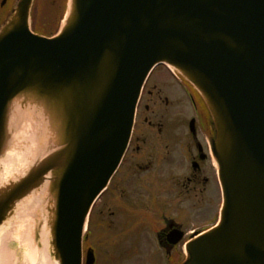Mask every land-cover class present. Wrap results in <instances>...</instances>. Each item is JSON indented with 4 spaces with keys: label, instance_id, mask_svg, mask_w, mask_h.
<instances>
[{
    "label": "water",
    "instance_id": "obj_1",
    "mask_svg": "<svg viewBox=\"0 0 264 264\" xmlns=\"http://www.w3.org/2000/svg\"><path fill=\"white\" fill-rule=\"evenodd\" d=\"M32 3L17 0L0 27V158L23 140L20 118L39 121L36 156L0 184V227L41 192L54 257L81 264L88 213L126 151L146 78L166 63L208 106L224 191L219 224L184 264H264V0H69L52 38L31 31Z\"/></svg>",
    "mask_w": 264,
    "mask_h": 264
},
{
    "label": "flooded vegetation",
    "instance_id": "obj_2",
    "mask_svg": "<svg viewBox=\"0 0 264 264\" xmlns=\"http://www.w3.org/2000/svg\"><path fill=\"white\" fill-rule=\"evenodd\" d=\"M213 138L199 95L158 65L143 89L127 153L96 205L98 264L105 263L108 237L116 249L138 251L149 264L183 262L185 246L219 217Z\"/></svg>",
    "mask_w": 264,
    "mask_h": 264
},
{
    "label": "bare ground",
    "instance_id": "obj_3",
    "mask_svg": "<svg viewBox=\"0 0 264 264\" xmlns=\"http://www.w3.org/2000/svg\"><path fill=\"white\" fill-rule=\"evenodd\" d=\"M37 129V125L30 121V126L17 135L18 139L24 140L25 147L20 146L21 140L18 148L8 150L0 158V182L16 179L25 172L28 162L36 156V146L29 142H35ZM40 194L35 192L20 202L16 215L0 227V264H59L51 250L49 227L43 223L40 228V221L45 220L36 205ZM13 239L20 243L18 249L21 250L11 251L9 241Z\"/></svg>",
    "mask_w": 264,
    "mask_h": 264
},
{
    "label": "rangeland",
    "instance_id": "obj_4",
    "mask_svg": "<svg viewBox=\"0 0 264 264\" xmlns=\"http://www.w3.org/2000/svg\"><path fill=\"white\" fill-rule=\"evenodd\" d=\"M1 1V0H0ZM39 6L34 10V17H33V23L35 29H40L45 34H53L58 29L60 20L62 18L63 12H64V4L63 0H40ZM38 17V23L34 22L37 20ZM29 119L20 118L19 121V129L22 128V126L25 124L27 125ZM18 125L16 127H18ZM24 125V126H25ZM23 126V127H24ZM15 144V143H14ZM99 209L98 207L95 208V211L93 213L92 217V231L94 232V237H97L99 234ZM109 236V233L107 234ZM109 239V237H108ZM107 238H105V249L106 253L103 254L105 258L104 264H149V261L146 256L143 255H134V251H126L124 250H118L115 247L112 246V244L109 242ZM9 244L11 246V251L13 250H21L18 249L19 242L16 239H13L9 241ZM124 251V252H123ZM137 252V251H136ZM158 252L156 251V255ZM151 255H154V252H151Z\"/></svg>",
    "mask_w": 264,
    "mask_h": 264
}]
</instances>
